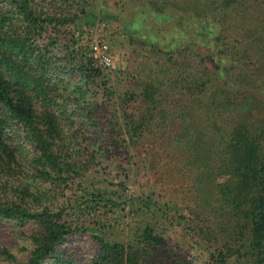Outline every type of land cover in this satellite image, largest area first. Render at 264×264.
Instances as JSON below:
<instances>
[{"label":"trees","instance_id":"16d2710c","mask_svg":"<svg viewBox=\"0 0 264 264\" xmlns=\"http://www.w3.org/2000/svg\"><path fill=\"white\" fill-rule=\"evenodd\" d=\"M89 1L0 0V229L12 234L0 237V264H81L65 245L80 230L92 264H192L185 256L199 243L202 264H264V63L240 40L257 35L264 48V0L123 1L122 30L159 59L141 62L149 72L122 97L139 104L122 105L120 121L85 98L100 73L92 58L54 53L62 31L74 38L97 8ZM68 68L84 85L69 84ZM168 126L184 174L176 196L147 194L125 237L66 218V188L99 163L100 148L127 150Z\"/></svg>","mask_w":264,"mask_h":264},{"label":"rangeland","instance_id":"374dc122","mask_svg":"<svg viewBox=\"0 0 264 264\" xmlns=\"http://www.w3.org/2000/svg\"><path fill=\"white\" fill-rule=\"evenodd\" d=\"M94 1L99 3L97 8H90L77 20L79 28L75 29L74 38L68 41V31H62L60 41L53 46L54 53L62 56L65 51H71L75 60L92 58L100 73L94 82L88 84L85 98L105 101L110 115H115L114 119L120 121L122 105L133 109L139 104L136 100L123 103L122 97L125 91H137L145 72H149L148 68L145 72L142 70L141 62L147 60L152 66H156L159 58L152 54L148 46L130 42L122 30L125 16L119 13V7L126 0H90L89 4ZM175 1L196 4L198 0ZM105 10L110 15L106 18L103 16ZM92 14H95L94 17ZM243 29L240 26L238 31L243 34ZM256 37L257 35L244 34L243 38L240 37L241 44L255 46V51L259 52L257 63H264V48L253 45ZM101 40L108 42L113 66H105L92 56ZM66 44L70 46L66 48ZM183 58L184 56H180L178 60ZM63 76L70 85H84L76 70L68 68ZM81 119V114L75 113L74 125L80 123ZM85 124L89 133L87 141L91 146L98 147L101 140L98 139L97 131L89 122ZM169 129L168 126L159 137L149 134L127 150L112 148L106 151L105 148H100L99 163L91 166L85 171L83 178L75 179L66 188V218L78 225H104L108 237H125L133 218L138 217L134 213L137 206L147 194L158 192L164 197L176 196L182 183L179 177L184 174L179 172L178 175L174 154L166 147ZM11 236L9 230L0 233V237ZM65 245L81 264H92L90 259L95 248L88 231L73 232ZM207 257L208 248L201 243L195 244L185 256L192 264H202Z\"/></svg>","mask_w":264,"mask_h":264},{"label":"built area","instance_id":"2783aa9c","mask_svg":"<svg viewBox=\"0 0 264 264\" xmlns=\"http://www.w3.org/2000/svg\"><path fill=\"white\" fill-rule=\"evenodd\" d=\"M109 45L106 40L99 41L92 56L105 66H113V59L109 53Z\"/></svg>","mask_w":264,"mask_h":264}]
</instances>
